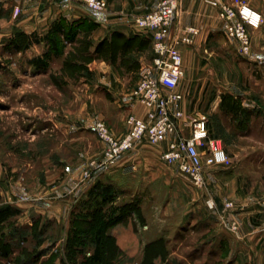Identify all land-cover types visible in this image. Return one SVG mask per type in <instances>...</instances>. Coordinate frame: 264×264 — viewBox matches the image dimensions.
<instances>
[{
    "label": "rangeland",
    "instance_id": "rangeland-1",
    "mask_svg": "<svg viewBox=\"0 0 264 264\" xmlns=\"http://www.w3.org/2000/svg\"><path fill=\"white\" fill-rule=\"evenodd\" d=\"M14 8L5 9L6 22L20 18L14 17ZM86 26L78 27L86 31L76 27L75 33L59 34L58 52L52 51L50 31H0V194L6 181L19 180L18 186L25 188L24 181L42 177L46 166L61 167L68 157L81 158L73 166L79 169L76 187L85 191L73 198L62 222L33 214L30 224L24 223L20 213L0 225V247L2 242L10 245L0 264H264V21L259 31L249 32V56L241 55L224 34L214 36L202 52L211 79L199 83L194 99L184 101L186 113L194 111L206 121L211 137L230 158L228 166L205 171V188L194 186L161 155L148 165L146 178L138 167L113 171L132 151L82 182L88 163L99 159L102 150L94 105L103 117L113 112L110 94L99 92L96 104L90 98L98 92L91 87L92 28L87 31ZM19 33L35 34L39 42L15 50L11 41ZM33 59L42 66L32 65ZM96 183L113 189L102 206L104 222L118 218L103 231L98 262L92 260L93 232L88 237L80 233L92 223L87 211L94 200L88 191ZM210 200L216 209L208 206ZM228 202L233 208L224 211ZM229 221L237 223L236 230ZM34 223L35 231L25 230L23 240L12 238L14 227ZM150 244L158 253L153 260L144 254Z\"/></svg>",
    "mask_w": 264,
    "mask_h": 264
},
{
    "label": "crops",
    "instance_id": "crops-1",
    "mask_svg": "<svg viewBox=\"0 0 264 264\" xmlns=\"http://www.w3.org/2000/svg\"><path fill=\"white\" fill-rule=\"evenodd\" d=\"M105 1L106 11L97 13L69 0H0V31L39 32L45 35L61 23L69 25L73 22H85L90 25L92 60L88 69L94 77L92 92H98L97 95L90 94V98L92 97L96 104L97 96L102 91L113 97L112 117H103L95 105L94 113H97V116L94 117L101 121L104 118L103 121L112 133L122 136L127 130L125 121L128 115L142 117L145 114V109L132 100L130 93L137 82L139 68L149 62L150 53L152 57L150 35L137 30L132 17L154 10L160 0ZM244 1L259 12L264 21V0ZM12 6L20 8V18L6 22L4 11ZM261 26L252 31H259ZM187 27H194L199 31L193 44L178 46L184 68L180 90L185 100H192L196 97L199 83L205 84L211 79L206 72L208 63L203 61L202 52L208 51L207 45L213 41L214 36L224 33L218 11L205 4L204 0H182L173 31L183 32ZM99 104L101 105L100 101ZM191 114H194V111ZM77 130H83V127ZM143 143L135 148V151L118 160L113 171H124L129 166L138 167L143 172L141 175L146 178L148 165L157 163L167 147V141L152 147ZM68 160L74 161H71V164L67 163ZM65 162L61 167L46 166L42 177L34 178L31 182L24 181L25 188L18 186L21 185L19 180L6 181L1 191V204L20 210V220H24V223H29L33 214L62 222L73 198L85 194L83 187H76L79 169L73 166V163H81V158L68 157ZM226 186L229 189L228 183ZM227 189L223 193L229 198L230 192ZM116 243L120 247L118 239Z\"/></svg>",
    "mask_w": 264,
    "mask_h": 264
},
{
    "label": "built area",
    "instance_id": "built-area-1",
    "mask_svg": "<svg viewBox=\"0 0 264 264\" xmlns=\"http://www.w3.org/2000/svg\"><path fill=\"white\" fill-rule=\"evenodd\" d=\"M74 1L97 13L107 9L105 0ZM181 2L160 0L154 10L132 17L134 27L150 35L151 39L152 59L139 68L137 82L130 93L132 100L145 109V114L142 117L128 115L125 121L127 130L122 136L112 133L103 121L95 123L101 156L88 163L82 182L93 179L144 141L155 145L167 141L161 160L176 165L198 188L207 185V169L230 164L220 141L211 137L206 121L195 114H187L184 109L185 96L180 90L184 68L178 46L193 44L199 31L194 27H187L183 32L173 31ZM204 2L218 11L226 38L236 43L241 55L249 56L252 51L249 32L262 25L261 14L244 0ZM13 14L18 17L20 8L15 7ZM207 203L211 209H216L213 200ZM232 208L233 203L228 202L224 211ZM225 217V214L221 215L222 219ZM229 224L233 230L237 229L235 221H229Z\"/></svg>",
    "mask_w": 264,
    "mask_h": 264
},
{
    "label": "trees",
    "instance_id": "trees-1",
    "mask_svg": "<svg viewBox=\"0 0 264 264\" xmlns=\"http://www.w3.org/2000/svg\"><path fill=\"white\" fill-rule=\"evenodd\" d=\"M83 23L84 25L87 24L85 22H73L69 25H65L64 23L55 25L52 31H50L51 32L50 43L52 44V51L58 52L57 37H59V34L65 35L68 33L67 31H70V33H75L77 32V29H79V31H86L85 28L84 29L78 28L79 26L83 27ZM76 27L77 29L74 30V28ZM86 28H87V31H90L88 29H91V26L87 24ZM32 37L34 38V42L32 40ZM37 42H39V39H38V36H36L35 34L28 35L25 33H19L14 38V40L11 41V45L13 46L15 50L20 51V50H25L29 48L31 44L37 43ZM30 62L32 65L42 66V61L40 59H33ZM112 190L113 189L110 185L102 186L99 183H96L88 191L89 199L94 200L91 204L89 203V206H88L89 209L87 211L88 212L87 215H90L89 217L92 218V221H91L92 223L88 229H81L80 233L82 236L88 237L90 235L89 231L93 232V234H91L92 235L91 238L93 240V245H94V253L92 255V260L95 262L96 261L98 262L100 260V253L102 251V248L104 247L102 240H101V236H103V231L105 230L107 226L112 225L113 223H115V221L118 220V218L117 220L114 218L106 222H104L103 220L105 215L102 212L103 210L102 206L111 198L112 193H113ZM1 202H2V198L0 194V225L8 222L10 218L18 217L21 213V211L18 210L17 208H14L10 205L1 204ZM28 229H31L32 232H34L36 229L35 223L32 225H29V227L27 226L14 227L13 232H12V238L16 237L18 239L23 240L22 237L24 236V232L25 230H28ZM82 244L83 245L87 244L86 239H82ZM154 244L148 245L145 249L144 254H146V258L148 260H153L156 256H158L157 252H152L153 251L152 247L154 246ZM9 252H10V245H8L5 242H2L1 247H0V256L6 257ZM151 253H153V256L150 255ZM152 264H155V263H153L152 261Z\"/></svg>",
    "mask_w": 264,
    "mask_h": 264
}]
</instances>
